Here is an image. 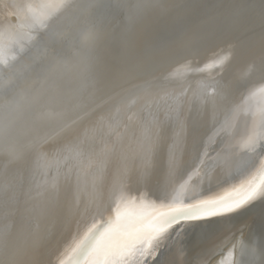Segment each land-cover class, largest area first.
<instances>
[{
	"label": "bare ground",
	"instance_id": "obj_1",
	"mask_svg": "<svg viewBox=\"0 0 264 264\" xmlns=\"http://www.w3.org/2000/svg\"><path fill=\"white\" fill-rule=\"evenodd\" d=\"M77 1L0 0V46H4L3 42H9L7 50L0 53V91H4L16 80L14 63L33 35L28 34L29 37L20 42V45L16 43L18 37L27 34L24 32V26L28 24L27 15L43 4L49 5L51 10L45 12L49 14H46L49 22H40L43 29ZM81 9L82 7L76 12L81 13ZM52 10L54 11L51 12ZM13 16L20 18L19 24L14 22ZM84 30L85 27L77 28L75 34H83L85 42L89 38H96L90 30ZM228 33L223 36V43L226 36L233 35ZM230 42L236 44L237 41L233 39ZM223 43L202 51L203 61H206L200 66L205 67L204 73L194 71L183 85L140 93L117 107L113 106V110L97 117L90 126L83 123V126L86 125L85 129L75 128V132L66 133L57 139L51 132L48 141H45L47 135L42 133L40 142L28 151L27 156L23 155L22 160H14L8 151L19 145L17 141L15 143V138L12 140L9 135L2 137L5 148L0 152V173L5 177L10 176L15 182L7 183L8 179L4 178L5 187L0 192V243L3 246L0 262L5 258V245L9 244L13 254L35 250L41 264H61L93 219L107 218V211L97 214L92 209H106L108 204L121 197L144 200L143 198H148L152 187L159 185L164 177L169 185L170 182H178L184 172L195 163L204 143L203 139L212 127L218 128L215 132L218 135V149H215L214 155L202 161L196 177L187 184L186 191L192 190L195 185L199 187L200 184L201 187L195 192L197 195L217 190L226 177L222 172L229 165L235 166L252 156L253 154L242 149L250 137L245 128L256 122L255 118L252 119V114L260 99L251 100L250 93L241 101L244 90L237 86L242 82L241 74L251 77H248L245 84L249 89L262 79H254L250 75L253 67L257 70L254 62L243 65L236 62L233 65L232 55L225 52L232 51V45ZM224 45H228L222 56L223 59L226 58L227 63L223 64L225 67H220L217 71H206L215 61L211 54L215 49L223 50ZM236 72H240L239 75ZM2 104L4 109V98L0 97V108ZM149 112L156 117L157 122L165 120L169 125L166 137L159 143L154 158L151 145L144 144L143 128L137 129L138 142L129 141L130 129L136 126L138 117ZM53 121L44 124L53 127L59 120ZM29 131L30 127L25 128V137ZM149 131L155 133L157 128H150ZM115 144L122 145L123 151L113 154L111 150ZM89 149L97 155H107L102 160L97 159ZM213 176H219L220 180L211 184L209 179ZM188 177L184 176V179L189 181ZM14 178L21 181L20 188ZM194 201L192 199L190 202ZM53 202H58L55 212L50 211ZM249 205L230 220L225 219L217 226H207L202 231L203 241L198 242L185 259L190 264H195L200 259L199 264H205L213 256L210 264H248L251 259L258 260L259 256L253 255V243L257 240L264 246V226H259L264 217V196L258 197ZM247 224L249 226H244ZM197 225L186 227L185 233ZM163 243H159L160 246Z\"/></svg>",
	"mask_w": 264,
	"mask_h": 264
},
{
	"label": "water",
	"instance_id": "obj_2",
	"mask_svg": "<svg viewBox=\"0 0 264 264\" xmlns=\"http://www.w3.org/2000/svg\"><path fill=\"white\" fill-rule=\"evenodd\" d=\"M155 2L156 0H78L71 8L47 24L43 30L36 31L20 58L14 63L16 80L4 91H0V97L4 98L5 102V108L2 109L4 103L0 108V134H2L0 152L5 148L2 137L9 135L12 140L15 138V143H19L16 148H9L10 153L22 152L24 156H27L29 150L40 142L39 137L42 133L47 135L45 141H48L49 136L52 135L51 132L57 128L62 129L63 123L66 122L65 118L69 121L70 117L77 119L83 116H93L107 111L109 107H113L129 95L144 94L143 92L150 91V89L159 91L163 88L185 84L194 71L198 74L204 73L205 67L200 66L206 61H203L202 51L223 43L221 40L226 33L229 34L228 32L233 35H230L231 38L229 35L226 36L227 42L224 40L223 44L232 45V51L225 52L232 55L233 65L236 62L239 65L254 62L257 70L253 67V73L250 75L254 79H262L249 89L245 84L248 77H251L241 74L242 85L238 83L237 87L244 90L241 101L250 93L251 100L260 99V103L257 102V108L255 107L252 114V119L255 118L256 122L249 128H245L247 134L250 133L249 136L257 137L264 135V119H262L264 117V43H262L264 0H162L170 6L167 14H161L157 9L146 8L135 28L129 30L127 17L136 10V6ZM80 7H82L81 13H78ZM233 9L238 10V15L234 18ZM179 16H185V23L191 24L189 35L192 39V46L180 54L162 53L161 49L169 45L175 35L173 20ZM202 20L213 22L217 38L202 42L196 40L195 32ZM83 27H85L84 31L90 30L96 38L94 40L89 38L85 42L83 34H75L77 28ZM233 39L237 41L236 44L230 42ZM226 46L228 45L223 46L225 47L223 50L215 49L211 54L214 55L213 64L217 62L215 71L221 67V63L222 65L225 63L226 58L223 59L222 56ZM153 59L157 62L151 71L138 70L141 62ZM99 66L102 67L104 74V82L100 85L101 91L94 92L84 88L89 69ZM231 73L230 71L229 74ZM239 73L236 72V75ZM53 95L56 97L52 105L53 110L62 115L65 113V115L38 121V106L29 101L33 97L41 96L42 101L47 103ZM53 120H59V124H54L53 127L44 124L54 122ZM27 127H30V131L25 137L24 131ZM197 128L199 129L200 126L198 125ZM217 130L216 127L209 130L208 135L203 139L204 143L195 163L184 172V176H189V181L182 175L183 179L181 177L176 183L170 182L171 186L164 177L159 185L152 187L148 198L143 199L158 203L165 197L170 198L174 194L173 189H179L181 184L186 183L187 185L193 180L202 161L216 153L218 135L215 132ZM192 147L193 145L190 146L191 149ZM242 150L253 155L241 160L235 166L229 165L226 171L222 172V175L225 173L226 177L216 188L217 190L197 195L195 192L201 184L199 187L195 185L192 190H185V202L189 203L192 199L194 201L223 196L258 175L260 169L264 167V141L258 140L254 152H250L246 146ZM4 178L8 179L7 183L15 182L10 176L5 177L0 173V192L5 187ZM14 179L20 188L21 181ZM217 180H220L219 176H213L209 182L214 184L213 182ZM202 184L204 186L205 183ZM248 206L250 205L226 217L173 225L163 237L165 240L161 239L159 242L160 244L161 242L166 243L162 246L158 244L155 256L148 257L147 264H182L184 249L188 254L198 242L203 241L202 231L207 226L220 225V222L225 219L230 220ZM262 220L259 226H264V217ZM194 224L198 225L185 233L186 227H192ZM244 226H249V224ZM2 248V243H0V251ZM213 257L205 264H210Z\"/></svg>",
	"mask_w": 264,
	"mask_h": 264
},
{
	"label": "snow or ice",
	"instance_id": "obj_3",
	"mask_svg": "<svg viewBox=\"0 0 264 264\" xmlns=\"http://www.w3.org/2000/svg\"><path fill=\"white\" fill-rule=\"evenodd\" d=\"M169 7L162 0H156L152 4H138L136 10L127 17L129 30L135 28L138 19L146 8L157 9L161 14H167ZM232 15L233 18L238 15V10L233 9ZM184 17L179 16L173 20L175 35L171 43L161 49L162 53L180 54L192 46V39L189 35L191 24H186ZM195 36L198 42L217 38L213 22L202 20L197 26ZM262 43H264V37H262ZM156 62L155 59L141 62L138 65V70L149 72ZM103 82L104 74L101 66L89 69L84 88L100 92V85ZM55 99L56 97L53 95L47 103H44L41 96H36L29 101V103L38 106V121L49 120L62 115V113L53 110L52 105H54ZM153 127L157 128L155 133L149 131ZM168 127L167 121L160 120L157 122L156 117L151 112L147 115H140L136 126L130 129L129 141L130 143L138 142L137 129L143 128L144 144L145 146L151 145L154 158L159 143L166 137ZM258 140L264 141V135L259 137L253 135L248 138L246 147L250 152L256 150ZM88 151L91 152L92 156L101 160L107 155V153L97 155L91 149ZM111 151L113 154L123 151L122 145H113ZM11 154L14 160L23 159L22 152L14 151ZM186 187V183L181 184L179 189H173L174 194L170 199L165 197L158 203L121 197L108 204L106 209H92L97 214L107 211V218L93 219L82 238L72 248L67 258L61 261V264H147V258L155 256L159 242L173 225L181 222L208 221L217 217H226L246 207L258 197L264 196V167L260 169L258 175L253 176L246 184L217 198L196 199L192 203H186L184 199ZM57 203L53 202L50 211H56ZM6 239L10 240L11 238L6 237ZM253 249V255H258L259 259H251L248 264H264V246H261L256 240L253 243ZM186 256L187 250L184 249L182 264H190L185 259ZM200 260L195 261V264H199ZM0 264H41V261L35 250L13 254L10 245L6 244L5 258Z\"/></svg>",
	"mask_w": 264,
	"mask_h": 264
},
{
	"label": "rangeland",
	"instance_id": "obj_4",
	"mask_svg": "<svg viewBox=\"0 0 264 264\" xmlns=\"http://www.w3.org/2000/svg\"><path fill=\"white\" fill-rule=\"evenodd\" d=\"M44 5V4H43ZM41 5V7L39 6V8H37L35 11H31L28 15H27V19H26V21H28V24H27V26H24V32L26 31V33L27 34H25V35H23L24 36V38H23V36L22 37H18L19 39L21 38V40H19L18 38L16 39V43H18L19 45H20V42H22L25 38H28L31 34H34L36 31H39V30H43L42 28H41V25L44 23V24H46V23H48L49 21L46 19L47 17H48V13H46V14H48V15H46L45 14V12L46 11H48L49 9L51 10V8H50V6L48 7V6H46V5ZM42 7H43V9H42ZM48 8V9H47ZM45 9V10H44ZM44 10V11H43ZM54 10H52L51 12H53ZM32 12H34V14L32 13ZM42 12H44V13H42ZM40 13V14H39ZM50 13V12H49ZM36 14V15H35ZM30 15V16H29ZM32 15V16H31ZM42 15V16H41ZM45 18V19H44ZM12 19H14V22L17 24H19L20 23V18H18V17H15V16H13L12 17ZM17 19H18V21H17ZM41 19V20H40ZM30 20H31V23H30ZM38 20V21H37ZM43 20V21H42ZM47 21V22H46ZM34 22V23H33ZM42 24H41V23ZM34 24H36V26L34 25ZM38 27V28H37ZM27 28V29H26ZM36 30V31H35ZM32 32V33H31ZM28 34H29V36H28ZM28 36V37H27ZM7 43H9V42H7ZM7 43H4L3 42V44H4V46H0V50H3V51H0V53L2 52H4V51H6L7 50V48L6 47H8L9 46V44H7ZM12 43H14V41L12 42ZM2 48V49H1ZM15 48H16V46H15ZM217 63V62H216ZM216 63H214V64H211L210 66L211 67H209L206 71H212V70H215L216 68ZM226 61H225V63H224V65H226ZM220 64V63H219ZM224 65H222V63H221V67L223 68V67H225ZM213 68H215V69H213ZM139 95V94H138ZM130 96H132V95H129L128 97H126V99H123V100H121L119 103H117V104H115L114 106L115 107H117L118 105H120V104H122V103H124V102H126V101H128V100H130V98L132 99V98H134V97H136L137 95H134L133 97H130ZM115 107H109L108 109H107V111L105 110L104 112H100L99 114H96V115H93V116H89L87 119L86 118H77V119H75V118H73V119H69V121H68V119H66V122H62L64 125L61 127L62 129H59L58 130V128H57V130H54L53 132V135H54V138H58V137H60L61 135H65L66 133L67 134H69V133H73V132H75V131H73L75 128H79L80 130H82V129H85V126L86 125H88V126H90L92 123H94L98 118L97 117H100V116H103V115H105L106 113H108V112H110L111 110H113ZM65 115V113L63 114V116ZM62 116V117H63ZM90 120V121H89ZM87 121V122H86ZM59 122V121H58ZM57 122V124H59ZM66 123V124H65ZM83 123H86V125L85 126H83ZM83 126V127H82ZM87 126V127H88ZM80 127H82V128H80ZM73 131V132H72ZM63 132V133H62ZM70 137V136H69Z\"/></svg>",
	"mask_w": 264,
	"mask_h": 264
}]
</instances>
